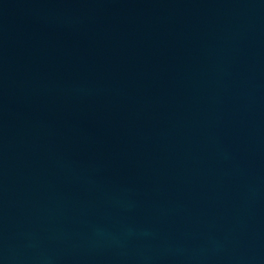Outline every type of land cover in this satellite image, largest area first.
<instances>
[{
	"label": "water",
	"instance_id": "95a60500",
	"mask_svg": "<svg viewBox=\"0 0 264 264\" xmlns=\"http://www.w3.org/2000/svg\"><path fill=\"white\" fill-rule=\"evenodd\" d=\"M0 264H264V0H0Z\"/></svg>",
	"mask_w": 264,
	"mask_h": 264
}]
</instances>
